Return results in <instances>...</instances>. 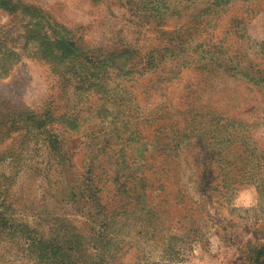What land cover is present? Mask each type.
<instances>
[{
	"label": "rangeland",
	"instance_id": "374dc122",
	"mask_svg": "<svg viewBox=\"0 0 264 264\" xmlns=\"http://www.w3.org/2000/svg\"><path fill=\"white\" fill-rule=\"evenodd\" d=\"M0 264H264V0H0Z\"/></svg>",
	"mask_w": 264,
	"mask_h": 264
},
{
	"label": "clouds",
	"instance_id": "9594fccd",
	"mask_svg": "<svg viewBox=\"0 0 264 264\" xmlns=\"http://www.w3.org/2000/svg\"><path fill=\"white\" fill-rule=\"evenodd\" d=\"M255 192V187L252 185L240 188L233 199V206L238 208H248L252 206Z\"/></svg>",
	"mask_w": 264,
	"mask_h": 264
}]
</instances>
